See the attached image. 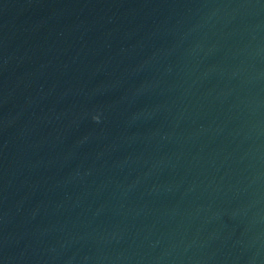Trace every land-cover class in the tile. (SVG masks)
I'll return each mask as SVG.
<instances>
[{
  "label": "water",
  "instance_id": "water-1",
  "mask_svg": "<svg viewBox=\"0 0 264 264\" xmlns=\"http://www.w3.org/2000/svg\"><path fill=\"white\" fill-rule=\"evenodd\" d=\"M0 264H264V0H0Z\"/></svg>",
  "mask_w": 264,
  "mask_h": 264
}]
</instances>
